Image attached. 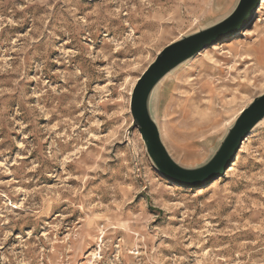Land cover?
Wrapping results in <instances>:
<instances>
[{"label":"rangeland","instance_id":"rangeland-1","mask_svg":"<svg viewBox=\"0 0 264 264\" xmlns=\"http://www.w3.org/2000/svg\"><path fill=\"white\" fill-rule=\"evenodd\" d=\"M236 2L0 0V264H264V121L197 189L163 179L129 133L157 53ZM263 93L261 0L161 82L152 112L170 155L196 167Z\"/></svg>","mask_w":264,"mask_h":264},{"label":"water","instance_id":"water-1","mask_svg":"<svg viewBox=\"0 0 264 264\" xmlns=\"http://www.w3.org/2000/svg\"><path fill=\"white\" fill-rule=\"evenodd\" d=\"M260 3L261 0H237L233 9L219 21L166 45L135 83L130 99L129 133L137 130L155 170L176 186L197 189L225 174L242 143L264 121V93L239 112L210 158L196 167L180 165L168 152L153 116V96L161 82L183 63L245 29Z\"/></svg>","mask_w":264,"mask_h":264},{"label":"snow or ice","instance_id":"snow-or-ice-1","mask_svg":"<svg viewBox=\"0 0 264 264\" xmlns=\"http://www.w3.org/2000/svg\"><path fill=\"white\" fill-rule=\"evenodd\" d=\"M43 2V0H41V3Z\"/></svg>","mask_w":264,"mask_h":264},{"label":"bare ground","instance_id":"bare-ground-1","mask_svg":"<svg viewBox=\"0 0 264 264\" xmlns=\"http://www.w3.org/2000/svg\"><path fill=\"white\" fill-rule=\"evenodd\" d=\"M247 33V32H246Z\"/></svg>","mask_w":264,"mask_h":264}]
</instances>
